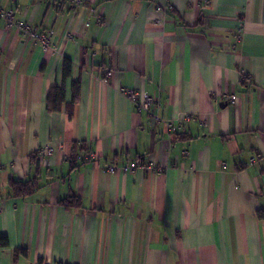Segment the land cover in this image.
I'll list each match as a JSON object with an SVG mask.
<instances>
[{
    "label": "crops",
    "instance_id": "crops-1",
    "mask_svg": "<svg viewBox=\"0 0 264 264\" xmlns=\"http://www.w3.org/2000/svg\"><path fill=\"white\" fill-rule=\"evenodd\" d=\"M74 144L95 157L74 167ZM262 211L264 0H0V264H264Z\"/></svg>",
    "mask_w": 264,
    "mask_h": 264
},
{
    "label": "trees",
    "instance_id": "trees-1",
    "mask_svg": "<svg viewBox=\"0 0 264 264\" xmlns=\"http://www.w3.org/2000/svg\"><path fill=\"white\" fill-rule=\"evenodd\" d=\"M64 4V3H63ZM72 70V63L69 59L65 60L64 63V83L60 86L56 85L49 90L47 96V108L50 112H57L61 110L62 104L66 99V88L65 81L70 77ZM80 97V82H74L72 84V100L70 103H67L66 109L69 117H72L74 114V107L79 102ZM84 152V155H81ZM90 151H87L84 144L79 147L78 144H74L72 149V154L69 156V160L73 163V166L76 167V162L78 159L80 163L83 164L87 161L92 160ZM87 153V154H86ZM38 181L34 180H20L12 179L9 183L10 194L14 197H25L32 195L38 188ZM60 203L66 208H78L82 206V200L75 195L64 198ZM260 218H264V211L258 212ZM8 245V239L6 237H0V247H6ZM19 253L27 254L26 251H20ZM17 257V256H16ZM38 264H45L43 259L38 261ZM63 264V263H57Z\"/></svg>",
    "mask_w": 264,
    "mask_h": 264
},
{
    "label": "built area",
    "instance_id": "built-area-1",
    "mask_svg": "<svg viewBox=\"0 0 264 264\" xmlns=\"http://www.w3.org/2000/svg\"><path fill=\"white\" fill-rule=\"evenodd\" d=\"M71 2L73 4L80 5L83 3V0H71ZM2 16L8 19V22L10 23V25L13 24L14 15L12 11L2 12ZM18 28L26 36H31L33 38H39L44 48H52L53 43L50 37L43 36L37 33L29 24L25 23L24 21L18 22ZM126 93L134 101L138 111H146L150 114V116L153 118L154 121L159 120V117L153 113L154 104H155V99L153 96L143 94L135 90H127ZM222 97H224L226 100L230 102H235L237 100V96L235 94H229V95L223 94ZM52 152H53V148L46 146V147L40 148L37 151V155L40 158H43L46 155H50ZM94 157L95 156L91 154V158L93 159ZM255 159L256 158L252 159V163L255 162ZM139 167H142L146 170H154V171H158L160 169V167L157 164H155L153 161H149L143 165L139 164L138 162H131L127 165L122 166L121 168H115L111 166L109 167V171L115 172L118 169H120L121 171L127 173V172H132L133 170H136Z\"/></svg>",
    "mask_w": 264,
    "mask_h": 264
}]
</instances>
